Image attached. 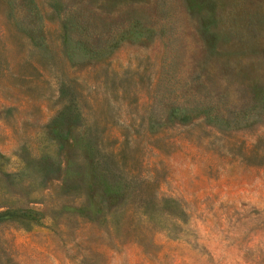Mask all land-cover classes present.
Listing matches in <instances>:
<instances>
[{
	"label": "rangeland",
	"instance_id": "obj_1",
	"mask_svg": "<svg viewBox=\"0 0 264 264\" xmlns=\"http://www.w3.org/2000/svg\"><path fill=\"white\" fill-rule=\"evenodd\" d=\"M88 140L129 185L95 222ZM0 159V211L38 213L0 264H264V0H0Z\"/></svg>",
	"mask_w": 264,
	"mask_h": 264
},
{
	"label": "trees",
	"instance_id": "obj_2",
	"mask_svg": "<svg viewBox=\"0 0 264 264\" xmlns=\"http://www.w3.org/2000/svg\"><path fill=\"white\" fill-rule=\"evenodd\" d=\"M69 96L70 99L68 104L49 126V140L55 142L59 149L61 148L62 143L68 141L69 128L80 126L83 121L82 113L75 100V94L71 93ZM86 152L88 153L87 160L90 162V172L93 174L94 178V185H90L88 191L92 196L95 197V195H97L98 197L92 201V206L90 204V207H85L79 212L82 216L95 222L97 219V211L102 212L106 208L112 210L113 208L121 207L127 202V199L121 197V195L128 191L129 185L123 184L117 179L110 181L107 179V175H102L99 168L95 165V155L97 154V151L89 140L88 144H86ZM33 164L35 167V175L43 179L58 174L60 169L57 157L48 153L42 155L37 161H33ZM74 176L76 178H82L79 177L80 173H75ZM93 187L96 189L94 192L91 191ZM166 203L170 205L169 210L170 214L174 215L173 217H180L185 214L176 202L168 200ZM147 204H150L149 206H151V204L154 203L150 202ZM6 209L7 210L4 212L0 211V223H16L22 225L24 228H28L31 226V222L36 221V216H38V213L32 210L11 209L8 207H6Z\"/></svg>",
	"mask_w": 264,
	"mask_h": 264
}]
</instances>
